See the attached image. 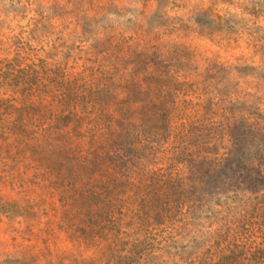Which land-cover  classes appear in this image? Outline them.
<instances>
[{
	"label": "trees",
	"instance_id": "obj_1",
	"mask_svg": "<svg viewBox=\"0 0 264 264\" xmlns=\"http://www.w3.org/2000/svg\"><path fill=\"white\" fill-rule=\"evenodd\" d=\"M12 48L0 61V178L58 197L81 256L133 264L155 232L190 228L201 264H264L262 115L223 125L187 113L165 61L144 54L97 78Z\"/></svg>",
	"mask_w": 264,
	"mask_h": 264
},
{
	"label": "rangeland",
	"instance_id": "obj_2",
	"mask_svg": "<svg viewBox=\"0 0 264 264\" xmlns=\"http://www.w3.org/2000/svg\"><path fill=\"white\" fill-rule=\"evenodd\" d=\"M18 42L92 68L97 78L144 54L165 61L164 84L174 80L187 113L223 125L264 117V0H0V61ZM62 218L59 198L42 186L0 178V264H91ZM190 230L155 232V250L133 264H201Z\"/></svg>",
	"mask_w": 264,
	"mask_h": 264
}]
</instances>
